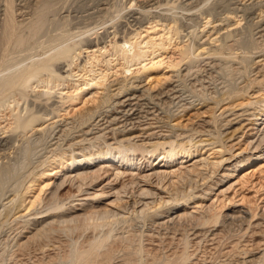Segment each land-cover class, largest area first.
I'll return each instance as SVG.
<instances>
[{
  "label": "bare ground",
  "instance_id": "6f19581e",
  "mask_svg": "<svg viewBox=\"0 0 264 264\" xmlns=\"http://www.w3.org/2000/svg\"><path fill=\"white\" fill-rule=\"evenodd\" d=\"M15 1L0 0V118L11 120L0 163L15 138L49 131V146L39 139L48 154L23 176L0 164V237L18 225V250L38 245L39 259L64 235L67 264H148V245L164 249L160 264H192L209 256L190 244L220 246L219 225L260 227L264 212L206 201L230 171L264 158V0H146L144 10L129 0L125 35L85 44L65 27L41 35L40 12L19 22L27 0ZM214 66L242 81L209 97L179 92ZM241 250L240 264H264L263 237Z\"/></svg>",
  "mask_w": 264,
  "mask_h": 264
},
{
  "label": "rangeland",
  "instance_id": "374dc122",
  "mask_svg": "<svg viewBox=\"0 0 264 264\" xmlns=\"http://www.w3.org/2000/svg\"><path fill=\"white\" fill-rule=\"evenodd\" d=\"M20 1L21 0H16L15 3L17 4ZM35 1H38V0H33V1L27 0V8L25 10L28 13H25V15H23V16L22 15L17 16V20L18 21L24 20V22H27L31 19L35 20L36 17H37L36 19H38L41 16L43 18H40V19H42L43 21L46 20L44 22L45 26H43L42 32L40 33L41 35H43L47 32L49 33V31L51 32L52 29L53 30L55 29V27L56 28L65 27L67 30L69 29V32L71 34H73V35L70 34V36L67 39L70 42L82 40L84 42L83 44H85V41L95 39L96 36H97L96 39H98V41H102V38H103V41H107L110 39H109V37L107 38L108 35H106L105 32H107V31L111 32L115 28H119V30H120L119 34L121 36H124L125 32H123V31H125V29L127 28L126 26H128V24H125L123 21L126 19H129L130 21L127 20L128 22H130L131 24L135 23V22L131 21L132 18L129 17V15H128L129 14V8L128 7L131 5V3H129V0H39L38 1L39 3L35 2ZM135 1H137L138 4H140V5L137 4V7L139 6L138 8L144 10L143 8H144V5H146V4H144L146 2V0H135ZM211 1L212 0H210V5H212L214 3H220V1H218V0H215V1L213 0L214 3ZM228 1H226V2L221 1V3L226 4ZM28 2H30V3H28ZM41 2H43L44 4L43 3H42L43 5L40 4ZM36 3H38L39 5L37 4L38 5L37 6ZM36 6L38 9L36 8ZM41 6H43L42 9L39 8ZM17 7H19V5H17ZM186 9L184 11H182L181 9H178V11L191 12V10L193 8H190L191 10L190 9L188 10V8H186ZM36 11L40 12V16L38 15L39 13H37ZM188 12H186V13L188 14ZM35 14L38 16H36V17L34 16V18H33V15H35ZM184 15H186V14H184ZM30 17H31V19H30ZM27 18H28V20L26 21L25 19H27ZM63 25H65V26H63ZM111 25H113V26L116 25V26L113 27ZM91 28L93 29L94 33L96 31H98L99 34L98 35L94 34ZM26 31H27V29H25L24 32H26ZM70 37H71V39H70ZM83 55L86 56V54H83ZM83 55H82V58H83ZM38 56H39V54L36 55L34 58L36 59ZM79 61H81V59ZM204 67L205 66H203L202 68H204ZM215 67H217V66H214V69H213V67H212V69L210 67H208L209 69L206 67V69H204V71L201 72L199 79H201V80L203 79L202 81L201 80L195 81L196 79L195 78L193 79L192 77H191L192 79L187 78L188 80H191V81H188L187 79H183L184 81H182V86L181 87L179 86V88H178L179 92L184 97H189V98L194 97V99L198 98L197 96H195L196 94H198V95L200 94V95H203L205 97H209L210 95L214 94L215 90H217L216 87L220 88L221 86L229 83V81L230 82H237V81L239 82L242 79L240 76L241 74H239L236 70L235 71L237 73L235 71H233L234 74L236 73L235 75L232 74L233 72H231V71H230V73H231V75H230V74H228L229 70H223L224 72L227 71V73L226 72L223 73L222 69L219 66L217 68H215ZM234 67H236V66H234ZM76 70H78V69H76ZM202 74H203V76H202ZM232 75H234V76H232ZM230 77H233V78H230ZM145 81H147V80H145ZM205 86H206V88H205ZM54 99H52V100H54ZM77 105L82 106L83 103L82 102L80 103L79 101H77ZM88 105H91V103H89ZM250 111H252V109ZM7 112L8 111L4 112L5 114L2 113L3 117L1 116L2 118H0V122H1L0 127H3L4 125L8 124L9 121H11L10 117H9L10 114ZM7 134H11L12 138L15 137L14 134L12 135V133H7ZM43 134H44V136H42V137H38V136H40L38 134L37 135L34 134L36 137L32 135L33 136V137H31L32 141H31V138H30V140H25L24 138L21 139V137L15 138L13 148L7 152V155L9 154L8 157L9 158L11 157V158L9 159L7 157L6 159L3 160L4 162L0 163V164H4V163H6V161L8 163V164L6 163L7 167L12 164L13 167L11 165V168H13L14 171L17 170L18 172H20V173H17L18 177L23 176V174H26L27 171L29 169H31L32 166H35L37 164V162L42 159V157L46 156V153L48 154L47 148L49 146V144H48L49 142L47 143V141H49V135H48L49 131H47L46 133H43ZM46 134L48 135L47 136L48 140L46 139ZM1 135L2 134H0V136ZM3 135H5V134H3ZM16 139H17V142H16ZM39 139L40 140L45 139L44 141L48 144L47 148H46V144H45V147H44V145H41ZM37 140L39 141V143ZM14 146H17V147H14ZM18 147L19 148L21 147L20 150L18 149ZM23 150L24 151L27 150L30 154L25 153ZM44 151H46V152H44ZM26 154H28V155L26 156ZM14 156H16V157H14ZM27 158H29L30 160ZM0 162H2V161L0 160ZM28 163H30V164L28 165ZM34 163H35V165H34ZM263 164H264V158H262L258 161H255L251 164L241 166V167H237L234 170L230 171L232 175L228 179H226V180L224 179V181L222 183H219L220 185L215 186V188H214L215 190L210 194V196L208 197V200L206 201L207 206H209L211 204H214L216 206H223L224 205L223 211L230 210L231 208H233L235 210L243 208L246 211L249 210L248 212H250V214H249L250 217H251V214L256 215V213H257L259 215L260 213L264 212V166L261 167V165H263ZM3 166H5V164ZM13 169H12V171H13ZM14 179L7 180L6 182L10 183ZM216 179L217 178H214V180H216ZM14 181H16V180H14ZM12 183H10L9 185H11ZM13 185H14V183H13ZM68 188L69 187L64 186L62 193L68 192ZM7 189H9V188H7ZM191 211L197 212V209L193 208V209H191ZM258 215L255 216V218H253V220L257 219L259 217ZM260 223H261L259 225L260 227L249 228V230H247L245 233H244V231H241V229L238 227L237 223L234 224L233 226H231L232 228L226 227V229H223V230H221L222 227H220V225H219L217 227L219 229L214 230V233L219 234L218 236L220 237V239L218 240V243H219L218 245H220V246H217V245L210 246V245H206V243L205 244L203 243L198 247L196 244H194V242H192L190 244V247H189L190 251L198 248V250H199L198 253L202 254L201 252L204 249L207 251V254H208L207 256H209L208 257L209 259L207 258L206 260H199L198 261V259H201V258H196V255H194L193 258L191 259V261L194 264H197V263L198 264H220V263L221 264H237L239 261V264H240L241 263L240 261L245 259V258H243V257H245V255L243 254V252H242L243 250H241V249L246 244H254L257 241H259L260 238H262V237L264 238V220H261ZM17 226L18 225H12L10 227H8V226L5 227L6 229L4 228L5 232L0 237V240L2 239L0 241L1 242L0 243V264H39V263L40 264H42V263L51 264V261H52V264L54 262H58L57 264H60L59 262H61V264H67L66 261H65L66 263L64 262L65 259L63 257V255H64L63 252L65 249L64 244L66 243V240H64V239H66V237L64 235L58 234L57 235L58 237L55 235L56 241H60L58 243V245H60V247H59L60 249L59 248L56 249V251H55L56 255L52 251L51 252L49 251V253L52 255V259L51 258L49 259V257H48V256H50V254L48 256L44 255L43 257L39 256L40 258L36 259L35 255L33 253H34L35 247H37L38 245L37 246L31 245V247L28 249L27 248L25 250L21 249V251L18 250V246L16 245V237H15L17 231L19 230V227H17ZM256 231L259 233V236L255 235ZM260 235L262 237H260ZM6 236H8V237L6 238ZM63 236H64V238H63ZM179 246H181V245H179ZM214 246H217V247H214ZM148 247H149L148 252L149 253L152 252L154 255H151L152 253H150L149 254L150 256H149L148 254H146L148 252H145L144 253V261L145 262L147 261L148 264H152V263L155 264V262H156V264L162 263V260L164 258V256H162V255H164V254H162V252H164V249H162V252H161V250H160L161 248L159 249V247H156L154 245H150V246L148 245ZM181 248L182 247H180V248L178 247L179 250H181ZM22 251H23V254H22ZM30 253H31V255H30ZM60 253L62 254V256H60V257H62L63 260H62V258L58 259L59 255H61ZM160 253H161V256H160ZM57 254H59V255H57ZM56 256H58V257L56 258ZM151 256H153V257H151ZM155 256H156V258H155ZM157 256H158V258H157ZM246 257H247V255H246ZM53 259H55V260H53ZM156 259H160V260H156Z\"/></svg>",
  "mask_w": 264,
  "mask_h": 264
}]
</instances>
